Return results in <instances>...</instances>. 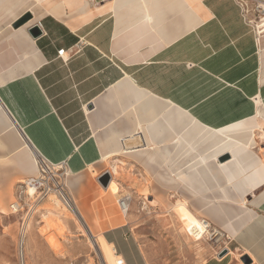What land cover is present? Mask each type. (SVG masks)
Masks as SVG:
<instances>
[{
  "label": "crops",
  "instance_id": "obj_1",
  "mask_svg": "<svg viewBox=\"0 0 264 264\" xmlns=\"http://www.w3.org/2000/svg\"><path fill=\"white\" fill-rule=\"evenodd\" d=\"M246 1L252 7L264 2ZM254 13L246 15L240 0H0V168L10 170L7 189L31 176L24 144L37 158L65 164L68 192L83 221L99 227L127 264H148L131 216L117 212L110 192L95 200L99 193L90 181L106 164L120 168L131 159L167 179L170 171H185L214 140L179 152L178 139L193 122L188 117L225 128L253 118L258 97L264 125V34L257 33ZM26 14L32 20L14 29ZM32 25L43 35L32 38ZM62 50L67 61L58 56ZM154 99L161 112L155 119ZM172 114L174 127L167 121ZM261 133L253 161L238 158L241 171L213 190L191 196L181 179L165 184L156 173L168 202L169 194L187 200L191 211L223 232L229 253L203 264H242L245 256L264 264V171L252 174L264 169ZM138 134L146 147L126 151L123 142ZM148 146L168 156L161 169L138 154ZM246 174L254 179L243 182ZM123 175H130L127 168ZM84 189L93 194L91 209L80 199Z\"/></svg>",
  "mask_w": 264,
  "mask_h": 264
},
{
  "label": "rangeland",
  "instance_id": "obj_2",
  "mask_svg": "<svg viewBox=\"0 0 264 264\" xmlns=\"http://www.w3.org/2000/svg\"><path fill=\"white\" fill-rule=\"evenodd\" d=\"M248 5L249 12H255V7L249 3ZM254 14L257 15L260 25L264 23L263 15L257 12ZM41 161L42 158L38 157L40 164H42ZM63 165L66 170L56 168L54 173L66 182L68 169L65 164ZM156 166L161 169L164 163L158 162ZM119 167L106 164L107 170L104 173L110 172L119 184L122 194L132 198L128 216L130 215L133 220L132 227H136L134 236L139 240L148 264H203L226 249L224 237L219 236L212 241L209 237L200 235L198 227H195L192 222V211L189 210L192 215L179 212L174 194H172L174 198H171L169 194L168 202L167 189L161 187L159 180L174 183L170 172L167 173L168 179L161 176V172L158 175L155 169L151 173L146 172L141 164L132 159L130 163L120 164ZM126 168L130 173L128 177L123 175ZM9 171L8 168L7 170L4 167L0 168V264H21L19 256L21 220L27 210L13 214L11 205L16 201L17 192L21 190L22 184L27 179L16 183L8 190L4 177H7ZM94 174V171H90V176ZM90 185L99 193L95 196V200L107 199L110 195L105 193V189L97 179H92ZM146 187L152 190L147 191ZM66 190L68 192L67 184ZM88 192L84 189L80 199L91 209L94 201L91 200L93 194ZM55 196L51 195L44 201V205L40 206L38 213L34 214L26 229L25 264H106L95 241L92 245L91 234L89 235L85 226L82 225L81 218L77 215L75 217L62 204L57 205L56 202L59 199ZM69 199H71L70 194ZM116 200V210L121 213L117 204L118 199ZM78 203H80L79 199ZM47 220L52 221L51 224L57 223L59 227L56 226L53 229L47 224ZM99 234L96 233V237ZM50 235H55L59 242L60 249L58 248L57 251L51 249L47 242V237Z\"/></svg>",
  "mask_w": 264,
  "mask_h": 264
},
{
  "label": "bare ground",
  "instance_id": "obj_3",
  "mask_svg": "<svg viewBox=\"0 0 264 264\" xmlns=\"http://www.w3.org/2000/svg\"><path fill=\"white\" fill-rule=\"evenodd\" d=\"M261 4L264 8V2ZM189 64H193V63H189ZM253 102H254V107H257L256 115L253 118L233 124L225 128H221V129H212L209 127H205L201 125L200 123H198L197 121H195L192 118L193 116L188 117L193 122L191 126L188 128V130L184 132V134L178 139V151L180 152L181 150H188V153H191L195 151L198 148V146L204 144L205 142L211 139L212 140L214 139L212 144L207 149L211 151L207 153L206 155L201 156L196 161H194L188 168L186 167L187 169L185 168L186 170L183 172L182 171L180 172V170L176 172L170 171V173L172 174L174 178L173 179L174 183L172 182H169V183L175 185L176 182L180 183L179 179H181L182 184H183L182 189L187 191L189 194H191V196L193 195L197 196L198 195L197 192L199 189L201 191L213 190V188H216L217 186H219L223 180L228 179L229 174H235L237 172H240L241 168L237 160L238 158L253 161L254 157L256 156L253 152V149L257 146V140H256L257 130H262L261 135L263 136V139H264V130L262 128V126L264 125L261 126L259 122L260 119H263L262 112L260 109V105L262 102L260 98L258 97H256ZM155 105H156V101L154 99L153 100V107H154L153 118L154 119L161 114L160 111L155 109ZM183 113L187 115L186 112H183ZM174 118H175V115L172 114V116H168V120H167L168 123L172 127H174L173 126ZM9 122H10V127L12 128V130L18 131L16 127H14V124L10 121V119H9ZM24 145H26V148L28 149V153H29L30 163L29 164L27 163V165L25 166L31 175L29 178L38 176L40 173L39 165H38L39 164L38 158L34 154V151H31V149L28 147L27 144H24ZM125 150L129 151V150H136V149H125ZM158 151H159L158 148L148 146L146 151L144 150V151L138 152V154L142 155V158L144 159L143 161L146 162L147 165L154 166V165H158V162L159 164L164 163L165 159L168 157L165 154L161 155V153ZM129 153H132V152H124V154H129ZM229 154L232 156L231 161L227 163L220 161L221 157L225 155H229ZM107 159L108 158H106L105 160ZM259 163L260 164L264 163V161L262 160L260 162L259 160ZM262 170L264 171L263 168L261 169V171L255 170V172L252 174L258 175L259 173L263 172ZM252 174L250 175L246 174L245 175L246 177L243 179V182H247V179H254L252 177ZM25 182H27V180ZM228 182H229L228 183L229 186L235 187V183H231L230 180ZM166 183L167 181H165V184ZM105 191L111 192L118 199V205L121 199L127 197V199H129L128 200L129 210L131 209L130 201L132 200V198L130 196H127V194L126 195L122 194V191L120 190V186L116 182L115 177H113L112 183L110 184L108 191L107 190ZM34 193H35V190L29 188L28 195L31 198H33ZM55 197L59 199L56 202L57 205L60 206L62 204L68 211L72 212L75 217L77 215L78 217L81 218L82 225L85 226L84 228L87 229V232L89 233V235L91 234L90 241L92 242V245H94V241H95V244L99 248V252L101 253L105 263L106 264H117V260L119 259L120 255L118 256L115 247L112 244L108 243L107 240L102 235L99 234V236L96 237V233H99V227L95 228V227L88 225V223L86 222L85 223L82 222L83 220H85V215H83L82 213L80 215V213L78 212L77 210L78 206H76L78 204L74 200H72V198L67 199L65 197V201H64L60 199L58 196H55ZM176 207L179 208V212L192 215L189 212L191 208L189 207V202L187 200H177ZM128 212L127 213L122 212V213L124 215H128L129 214ZM192 213L194 215V216L192 215V222L194 223L195 227H198L200 231L199 233L201 236L209 237L212 241H214L216 237L224 236L223 232L213 227L210 222L206 221L203 218L198 217L193 211ZM52 215L55 216L54 214ZM51 223L52 221L49 222V220H47V224H49V226L52 227L53 229L54 227L58 226L57 223L56 224L54 223L51 224ZM47 242L50 248L54 249L55 251H57V249L60 246L55 235H50L49 237H47Z\"/></svg>",
  "mask_w": 264,
  "mask_h": 264
},
{
  "label": "built area",
  "instance_id": "obj_4",
  "mask_svg": "<svg viewBox=\"0 0 264 264\" xmlns=\"http://www.w3.org/2000/svg\"><path fill=\"white\" fill-rule=\"evenodd\" d=\"M240 6L244 10L245 14H249V5L246 0H240ZM255 12L264 16V8L261 3H256ZM41 26V24L39 23ZM258 35L264 34V23L257 26ZM65 50L59 51L58 56L67 61L68 58L65 56ZM68 54V52H67ZM42 164L39 162V175L27 179V182L22 184L21 190L17 192V198L11 205L12 213L24 212L27 210L22 218L20 245H19V256L21 264H25L24 245L26 238V229L29 226L30 220L34 214L38 213L40 206L48 199L51 195H56L60 199L65 201V197L68 199L69 194L65 188L66 182L59 177L54 171L65 169L63 164L54 165L49 163L47 160L42 158ZM66 170V169H65ZM29 188L34 189L35 193L33 198L28 195ZM127 197L119 201V208L123 213H127L129 210V203ZM117 252V249H116ZM118 253V252H117ZM117 264H127L126 260L119 256Z\"/></svg>",
  "mask_w": 264,
  "mask_h": 264
},
{
  "label": "water",
  "instance_id": "obj_5",
  "mask_svg": "<svg viewBox=\"0 0 264 264\" xmlns=\"http://www.w3.org/2000/svg\"><path fill=\"white\" fill-rule=\"evenodd\" d=\"M32 20V16L30 14L24 15L21 19H19L16 23H14L13 28L14 29H19L25 25H27L30 21ZM28 34L34 38L37 39L40 36L43 35V31L40 29L38 25H32L27 29ZM125 149H140L142 147L146 146V143L144 141V138L142 134L136 135L132 139H127L123 142ZM230 159L229 155H225L220 158L221 162H226ZM113 177L110 172H106L103 175H101L98 179L99 183L101 186L105 189L108 190L110 184L112 183ZM229 253L228 249H223L219 254L218 258H223ZM241 261L244 264H252V261L248 256H245L241 259Z\"/></svg>",
  "mask_w": 264,
  "mask_h": 264
}]
</instances>
